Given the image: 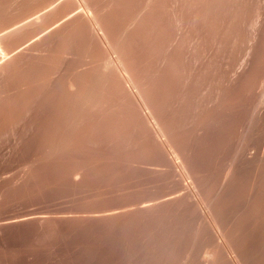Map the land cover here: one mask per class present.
Returning <instances> with one entry per match:
<instances>
[{"label": "bare ground", "instance_id": "bare-ground-1", "mask_svg": "<svg viewBox=\"0 0 264 264\" xmlns=\"http://www.w3.org/2000/svg\"><path fill=\"white\" fill-rule=\"evenodd\" d=\"M110 1L111 0H109V2ZM113 1L114 0H112L111 2L113 3ZM137 1H139V0H137ZM150 1L151 0H149L148 3ZM154 1H153L154 3L151 1V4L153 3V5H151V4L150 5L153 7L154 4L157 3L158 9L155 7L156 11L159 10V12H160V10L164 9V6L162 9H160V8L162 6L161 5L162 3L166 4L164 2L166 0H163V1L154 0ZM176 1L177 0H175V2ZM180 1L183 2L182 0H180ZM185 1L186 0H184V3H185ZM196 1L197 0H194V2L193 1L192 2L195 3ZM200 1L202 2V0H200ZM210 1L212 2V0H210ZM232 1H234V0H232ZM232 1H231L232 7H233V3L235 1L237 2V3L235 2L237 5L240 4L239 0H235L234 2H232ZM248 1H249V3H247V5L250 4V1H251V4H250L251 6L248 5L250 7V8H248V6L246 4L244 5V7L247 6L245 9L248 10L247 13H244L245 15H242L244 18L240 16L241 15L240 13H242V12L239 11V9L242 11V7L238 8V10H237L239 13L238 16H240V20L243 18V21L241 23L242 28H240V31L237 30V33L241 32L240 33V39H239L240 43H239V47L237 49L238 51L235 52L237 47L234 49L233 47L235 45L233 43H232L233 46H231V48H233L235 50L234 51L235 54H234V52H231L230 48H227L228 50L230 49L228 51L229 54L231 52L232 55L234 54L236 56V58H233V59H235V60H233L234 63L231 62L232 65H230L231 63L229 61V63H230L229 65L232 66V68L230 66H229L230 68L229 67L228 68L231 70V72L233 74L230 73L229 69H228L229 71L226 69L227 74L225 73L224 70L222 72V69H220V68L222 67L221 65H224V64H221L220 66L215 65L217 67H220L219 73H222V74H220L221 76L225 73L224 76L222 78L218 77L220 75H218V73H216V71H219V70L217 67H214V68H216V71L215 70L214 71L218 76L214 73V71L212 69L211 70L215 74L214 77L215 78L218 77L215 79L216 82H214V79L212 77V80L210 79L207 82L210 83V81H212L213 84L210 83V86L206 85L207 87H204V88H202V87L204 86L203 84L206 83V81L205 82L203 81V83H201L202 87H200L201 85L199 82H196L198 85H200V86H197V88H200L198 90H201V88H202V90L199 91V92H201L199 95L200 97H199V99L198 98L196 99V100H198L196 102L194 101V99L192 100V98H193L192 94L194 92H197L198 90L194 91L195 89H191L193 91V92L190 91L192 94H190V92L188 93L189 89L192 87V85H190L192 83L191 81L193 79L191 76L194 77V76L198 75L197 73L194 72L196 70L195 69L196 66H191V68H189L190 63L185 62V63L189 64V65H186L184 62H182L183 64H181V62L179 64V62H178L179 60L184 61L186 59H187V61H192V60L194 61L197 58L195 55L196 53H194L193 50L188 51L189 49H187V48L189 47V45H188V47H186V45H185L186 50L188 51V52H186L187 55L184 54L185 51H182L185 47L184 48L181 47L182 48L181 51L184 53H182L180 51L179 52L182 53V55H184L183 57H186V59L184 58V60H183L182 59L183 57H181V55L177 51V53L180 55L181 59L179 58L178 61L176 59V62H177L176 63L175 61H172V60H174V58H177V56H179V55H177V54H176L177 56L168 55V50L166 48V45L168 46L170 41L172 43V41L175 39L174 38L173 40H171V38H173L172 36L176 37L175 34L180 28L179 25H182V28H183L184 23L182 24V22H183L182 20H185L187 18L185 13L188 11L190 12V9H191L188 4H187L188 7L186 6V3H185V6L184 5H182V6H184L185 8H190L189 10L186 9L184 11L182 9V12L180 11L181 9L179 10V12L182 13L181 14L182 20H181V19H179L180 18L179 14L177 17L176 13H178L179 6L182 7L181 6L182 3H180L179 6L177 4H175V2L173 3L174 5H177V7H178V8L176 7L177 10L174 9L175 10L174 12L176 14L175 15L176 19L174 21L175 24L173 23L174 18H170V19L172 20V23H173L172 26L176 25L175 28L176 29L178 27L179 28L177 31H175V29L172 30V34H170V33L167 34L164 31V30L167 31L169 29L170 31L169 30L168 31L171 32L172 26H170L171 28H169L167 25V22L170 21L169 17H172V16H170L172 13L169 14L171 12L170 11L171 9L168 10L165 7V10H168V12L170 11L169 13H166L167 11L165 12L168 17L164 16L165 10H163V12L161 11L163 14L162 16H160L161 18L157 15V14H159V12L158 13L155 12L157 14L154 13L155 16L157 15L156 17H159V18H156L154 21H156L158 19V20H161V22H162L165 20V19H163L165 17L166 20H165V22H162V23H163V25H164V23H166V26L168 28V29L166 27L164 28L163 25H160V28H161V26H163V28H161V30H162L161 37L164 34L165 35L167 34L166 37L164 35L162 38H159V39L164 40V41L161 40V43L163 44V46H160L161 47L160 49H162V51L164 52L165 49L162 47L165 46V48L167 50V52H166L167 54H164L163 56H161L163 54V52L161 50H159L161 53L160 56L165 57V55H167V57L169 56V59L172 57V59H170L171 61L169 60V62L167 61L168 59H166L167 57L164 58L165 60H162L161 58L157 59V60H159L158 62L162 61V62H160L161 65H158V64L155 65L153 61H152L153 63L150 61V63L154 64L156 67L151 65V64L150 65L155 67V68L158 67L159 70L161 69L162 65L164 64V66H163L164 69L163 70L161 69V70L164 72H167V73H163V75H166V76L165 77L162 76V78L160 76L161 74L159 71H158V73H159L158 75L160 77H158L156 75L157 73L153 74V73L147 72V71L152 70V72L155 73L156 71H153L154 68H152V67H150L151 70H149V68H148L146 71L143 69H140V63H142L141 62L142 60H140L139 56L137 57L138 52H135L133 49V46H131L133 43L132 44L129 43V42H132L130 40V38L128 37V39L130 40L129 41L127 39V37L125 36L126 31L125 32L122 31V28L124 26L123 27L120 26V24H119L120 21L117 19V17H115V16H117V14L114 15V13H116V12L112 11L110 9V8H112V7H110V5L112 4L111 2L109 3L108 1L106 2L105 0H56L52 4H50L47 8L49 10H52L54 8L61 7V9L64 10V13H63L64 15L62 14L63 16L57 22H55V23L53 22L54 23L53 26L56 25L55 27H58V29H59L58 32L61 31L60 33L62 34V32L63 31L65 32L66 29H68V28L70 29L71 27H74L75 29H73V28L72 29L76 30V32L78 33L77 36H81V39H84V42L87 41L88 43H90L91 44V45L89 44L90 47L92 45H95L94 47L96 48L95 49L96 55L95 54L94 55L96 57L95 59L99 60V64H97L95 69H93L94 70V72L92 73L93 75L90 73L92 75V77H91V75H89L91 81L90 82L88 81L89 82L88 85L90 83L91 84L89 85V87L88 86L85 87L86 91L81 92V94L82 93H84V94H82V96L80 95L81 97L78 99V100H81L80 103L84 104V101L87 102L91 97H92L91 98V100H92L93 96L95 94L100 95L99 93L102 90H104L103 88H105V86L106 87L108 86L107 87L108 91L110 88H112L111 89L112 91L115 90L116 92L119 93L120 100H122V101L124 100V103L127 102L128 108L126 107L125 109H128V112L131 113V115L128 114L129 117L133 116L132 112H134L133 114H135V117H136L135 118L136 121H133L132 119H130V121L136 122L135 123L136 127L132 126V130H133V128H135V131H132V135H131V137L133 136V140H131L132 138H130V140H131L130 145H129L130 152L128 153L130 157H128V156L123 157L124 156L123 155L121 157V159L119 160V162L117 160H115L118 162V164H116V162H115L116 165L113 164V166L115 165L113 167V166H111V164H109L110 161L109 162L107 161V159H108L107 157H109V156L104 155L106 157H104V159L102 158V161L104 160V163H102L104 166L103 167L104 172L102 174L103 177L102 176L99 177V178H101V182L99 185L100 187H99V191H98V197H99L100 202L98 201V204H97L98 206L96 208V211L95 212L93 211L94 213L92 212V210H89L93 214L90 213L89 211H87V213L89 212V214H91V216L90 217L88 216L89 217L88 219H84V220H88V221L98 222V224L100 225L99 229H101L100 233H101V235L103 234L104 239L106 236L107 237L110 236V238L113 237L112 235H114L113 234L114 230L116 231L118 229V231L121 230L120 235L126 234L125 236L127 237V240H130V241L136 240V242H134V244L132 241L130 242V244H132V246L135 245V246H133V248L130 245L132 250L130 248L129 249L131 251L127 247V249L130 252L128 250H127L128 251L127 252L125 249L124 257L121 258V260L123 259V261H122L123 263H121V264H264V257L259 258L260 254H258L261 251H263V248H264L263 247L261 249V246L264 243V0H255V1L254 0H248ZM199 2H196V4L197 3L199 4ZM205 2H207V0ZM221 2L223 4L224 1L221 0ZM227 2H229V1L227 0ZM227 2H226V4H228ZM242 2L245 3V2H247V0H245V1L242 0L241 3ZM188 3L190 5H193V3L191 4L189 2V0H188ZM202 3H204V2H202ZM213 3H212V5H213ZM217 3H220V0H218ZM235 3H234L235 6L233 8L234 9L233 12H234L235 18L237 19L236 14H235L237 12L235 10L237 7H236ZM244 3H242V4H244ZM19 4H17V5H19ZM69 4L70 5L72 4V6H70V8L72 7L71 9L70 8L67 9ZM121 4L119 5L120 7H121ZM168 4H170V2ZM196 4H194V5H196ZM222 4L220 3L219 6ZM226 4L224 5V7L226 6ZM229 4H228V6L231 7L230 6L231 4L230 5ZM57 5H60V6H57ZM205 5H208V4L206 3ZM214 5L216 6L217 4H214ZM155 6H156V4H155ZM165 6H167V4ZM202 6H203V4L198 5V7H201V9L199 8L200 10H202V8H205ZM219 6L217 7L218 11H220L222 8V7L220 8ZM228 6L226 8H228ZM238 6L240 7L241 4ZM152 7H150V8H152ZM198 7H197V10L199 11ZM244 7H243V9H244ZM19 8L21 9V7H19ZM114 8L116 9L117 7H113V10H114ZM170 8H172V6ZM173 8H175V7H173ZM194 8H195V10L194 9L193 10L197 11L196 7H194ZM217 8H215V9H217ZM41 9L44 10L43 8H41ZM224 9L225 8H223V10ZM230 9H227V10L225 9V10L228 11ZM39 10H37V11H39ZM151 10L152 9H150V11ZM155 10L153 8L152 11H155ZM223 10H222V12H223ZM194 11H191L192 14H194ZM208 11H210V10L208 9ZM216 11L217 10H215V12ZM28 12H30V11H28ZM41 12L40 13L38 12L39 14H36L38 16L35 15L36 19H40L39 16H40ZM43 12H45V10ZM151 12H150V14H151ZM161 12H160V15H161ZM189 12L187 13L188 17H189V14L191 13V12L190 13ZM233 12L230 11V13H232V14H233ZM243 12H246V11H243ZM183 13L185 14L184 16H183ZM196 13L193 16L194 19H191V22L193 23V25L196 22V21L193 22V20H196L195 19ZM203 13H204V11H203ZM213 13H212V15H213ZM224 13H226V12H224ZM154 14H153V16H154ZM1 15L3 16V14H1ZM207 15H208V13H207ZM209 15H210V13H209ZM234 15L232 17H234ZM151 16L152 15H149V17H148L149 19L146 18V20L150 21L153 18ZM197 16H198V14H197ZM197 16H196V18H197ZM228 16L231 17L230 15H228ZM142 17H144V21H145V16L142 15ZM150 17H151V19H150ZM184 17H186V18L184 19ZM219 17L221 18L220 14H219ZM27 18H28V16H27ZM190 18H192L191 15H190ZM222 18H224V16ZM235 18L233 20H235ZM137 19L139 20V18H137ZM137 19H136V21H137ZM167 19L169 21H167ZM188 19H186V20L190 21ZM198 19H199V16L197 18V24H199V22H200V21L198 22ZM29 20H30V18H29ZM158 20H157V23H158ZM223 20L221 19V21H223ZM225 20H227V19L225 18ZM229 20H228V22H229ZM233 20H230V21L232 22ZM238 20L239 19L233 21V23L234 22L236 23V21L238 22ZM11 21H12V19H11ZM20 21H21V19H20ZM144 21H143V23H144ZM187 21H186V25H187ZM17 22H19V21L17 20ZM191 22L190 23L188 22V24H192ZM224 22H226V21H223V24H224ZM228 22H226V23L228 24ZM148 23H149V25L151 24L150 22H148ZM159 24H160V21H159ZM229 24L231 25V23H229ZM229 24L227 27L230 26ZM238 24H240V23H236L235 26H237ZM130 25H132V23ZM193 25H190V26L192 27ZM187 26L189 27V25H187ZM187 26L185 27L186 29H187ZM233 26H230V29L228 28L229 31H231V30L233 31ZM241 26L239 25V27H241ZM11 27H9V28L12 29L13 27L12 28ZM222 27H226V25L222 26ZM9 28H8V30H9ZM195 28H196V24H195V27L192 29L194 30ZM190 29H188V30H190ZM192 29H191V31H192ZM195 30H194V32H195ZM173 31H174V33H173ZM178 32H177V35H179V33H180V32L179 33ZM181 32H182V30H181ZM139 33L142 34L140 31H139ZM182 33L185 34L186 32H182ZM189 33H190V31H189ZM191 33H193V32H191ZM191 33L189 34V37L191 36ZM233 33H234L233 36L236 35L235 34L236 31L235 32L233 31ZM123 34H125V35H123ZM187 34H188V32H187ZM195 34H196V32H195ZM75 35H76V33H75ZM180 35H182V34H180ZM61 36H64V35H61ZM61 36H60V38H61ZM229 36L233 37L231 34ZM152 37H154V36H152ZM180 37L184 38L183 35ZM180 37L177 36V39ZM67 38H65V39H67ZM185 38L183 40H185ZM192 38L194 39V37H192ZM236 38H239V36H236ZM62 39H63V37L61 38V40L59 39L61 43H62V41L63 42L65 41ZM77 39L79 40V38H77ZM134 39L135 38L133 36V38H132L133 42H134ZM136 39L138 40V38H136ZM177 39H175V40H177ZM180 39H178L177 42L182 41ZM232 39H234V38H232ZM18 41L19 40H17V42ZM185 41L184 42L182 41L183 43L179 42L180 43V44L178 43L179 45L177 44L176 41L173 43L177 44L180 47L181 44H184L187 42V41L186 42ZM231 41H233V40H231ZM236 41H237V39H236ZM23 42L25 43V41H23ZM60 42H58V43L60 44ZM155 42L156 41H153L152 43L154 44ZM163 42H165V43L168 42V44H164ZM189 42L191 43V40H189V38H188L187 44H189ZM152 43L149 42L148 45L151 46ZM171 43H170L169 52L174 51V48H173V50H171V49H172L173 45H175V44L172 43L173 44L172 45ZM192 43H193V41H192ZM236 43H238V41ZM76 44H77V41H76ZM84 44H86V43H84ZM194 44H195V42H194ZM155 45H154L153 49H155ZM190 45H191L190 48L192 49L193 45L192 44H190ZM63 47H65V46H63ZM157 47H159L158 43H157ZM177 47H176V49H177ZM179 47H178V49H181ZM150 48H152V46ZM60 50H61V48H60ZM68 50L69 49H67V51ZM81 50H83V49H81ZM81 50H79V52ZM150 50H151L150 53L152 54V49H150ZM226 50H225V52L227 54L228 52ZM14 51H17V49ZM69 52L70 53H68V54H71V51H69ZM153 52H154V50H153ZM90 53H91V51H90ZM92 53L90 54L91 56L93 55ZM192 54L195 56L193 57ZM231 54L229 56L230 60L232 57ZM10 55H9V52H6V51L0 49V65L3 64L4 61L9 59V57H11ZM88 55H89V53H88ZM81 58H82V56H81ZM92 58H93V56H92ZM224 59L227 61L226 57ZM93 60H94V58H93ZM139 60H140V62H139ZM143 60H145V59H143ZM193 61H192V63H193ZM85 62H87V61H85ZM170 62H173L174 64L176 63V64L180 65L179 66V68H180L179 72L182 71V67L184 68L185 65H186L185 67L188 66L186 68L187 72L185 69H184L185 72L183 71L184 73H187L186 75L185 74H183V75H185V77L187 75L188 76L186 78L183 77V78H185L184 79L185 82L182 81V84H185L186 86L189 87L188 90L186 87H185L186 88L185 89L183 86H181V84H179V83H181V80L178 79L180 76L177 79H174L176 77L173 78L172 74L174 73L173 71H175L173 69L174 68L176 69L178 67V65L175 64L177 67H174L173 63L170 64ZM222 63H225V62H222ZM195 64H196V62H195ZM225 64H227V63H225ZM182 65H184V66H182ZM159 66H161V67H159ZM226 66H228V64ZM226 66L224 65L223 67L227 68ZM172 67H174V68L172 69ZM193 67H194V69H193ZM91 68H92V66H91ZM141 68H145V66H141ZM158 68H157V70H158ZM236 68H238V69H236ZM170 69H172L173 71H169ZM198 69L201 70V68H198ZM198 69L196 70V72L199 71ZM70 71H71V69H70ZM77 71H79V70H77ZM90 71L91 70H89L88 73ZM183 72H181V73H183ZM175 73H177V74H175ZM175 73L173 75H175V76L178 75V70ZM193 73H195L196 75H192ZM148 74H153V76L155 75L154 77H158V79L156 78L157 80H159V78H161L160 79L161 82H163L165 79L163 90L164 89L168 90L169 93L171 90L172 91L174 90V92L177 91L175 94L178 96V93H180L179 90L181 91L184 88L183 91L181 92L183 97L186 95L189 96V94H190L189 97L186 96L188 98H186V97L183 98L184 100L186 99L187 102H188L187 99H189V101H190L189 105H185L187 107L186 109L182 108L183 110L187 111L186 113H183V115L185 114L184 118L181 116L182 119L181 118H180V120L176 119L177 117H174L176 115L175 112L174 111L172 112L173 109L177 110L175 108H178L176 103L179 102L178 101L179 98L175 99L176 95L174 96L173 95L174 92L171 91L172 96H174L175 98L170 96L171 97L170 99L174 98L175 101L169 99L168 103H170V101H172V104H176V106L174 105L175 108L172 107L173 109L170 111V108H171V107L169 108L170 104L165 102V100H167L166 98H168L165 95L166 94L165 90L163 91L160 88V86H156V85L154 86V84L152 83V80L153 79L155 80V78L154 77L152 78L151 77L152 75L148 76ZM198 77L199 76H197V79H198ZM76 78L74 80H76ZM83 78H85V77H83ZM151 78H152V80H151ZM85 79L88 80L87 76ZM180 79H182V75H181ZM194 79H193V81H194ZM74 80L71 84L74 87L70 86V88L71 87H73L74 89L76 88V90H74V89L73 90L75 91V93L77 92V94H79L82 86H81V84H78L79 79L77 80L76 83ZM157 80H155V81H157ZM174 80L180 81V82H176L179 84V86L174 84L175 82H172ZM66 81L69 82V79ZM84 82H86V81H84ZM84 82L82 83V85L84 84ZM157 82L156 83L154 82V83L158 84ZM196 83H194V84L192 83L193 84L192 88H194V85H196ZM209 83H207V84H209ZM85 84H87V83H85ZM159 84L161 85V83H159ZM174 85H176L175 86L176 88L179 87L178 88L179 90H175L176 88L174 87ZM67 87H68V85H67ZM83 87H84V85H83ZM87 87H88V89H87ZM155 87H158V88H155ZM161 87H163V85ZM85 88H84V90H85ZM144 89H146V92L144 91ZM160 89H161V91H163L162 93H161ZM1 90H2V88H1ZM164 92H165V94H163ZM199 92H197V94H195L194 96L197 97ZM39 93H41V92H39ZM75 93L73 92V94H71L72 97H73V95L76 97L77 94L75 95ZM102 93H103V91H102ZM105 94H107V93H105ZM170 95H171V93H170ZM111 96H113V95H111ZM168 96H169V94H168ZM47 97H48V95H47ZM72 97H70V99ZM78 97H76V99ZM190 97H192L191 98L192 101L190 100ZM113 98H115V97H113ZM181 99H182V97H181ZM128 100H130V101H128ZM176 100L178 102H176ZM71 101H72V99H71ZM95 101H97V99H95ZM103 101L105 104L107 103V102H105V100H103ZM109 101H110V99H109ZM109 101H108V103H110ZM193 101H194V103H192ZM128 102L131 103L132 104L131 107H133V108H131L133 110L131 112L129 111L131 109H130V104ZM66 103H68V100H66ZM80 103L78 101L77 102L75 101V105L79 104V105H77L78 107L74 106L72 104H71L72 106L70 104L69 105L66 104V105L71 106V108L74 106V108H72V109H74V111H75V108H76V112L78 113L79 111H77V108L80 109V107H79ZM100 103H102V102H100ZM82 104H81V107L84 106ZM86 104H88V103H85V106H86ZM66 105H65V107H66ZM96 106L98 107L99 105H96ZM102 106H105V105H102ZM109 106H110V104H109ZM117 106H119V104ZM123 106H125V105H123ZM65 107H64V109H65ZM102 108L104 109V107H102ZM72 109L70 110L71 112L73 111ZM93 109L94 108H92V110ZM180 109H181V107H180ZM66 110H67V108H66ZM83 110H84V108L80 111L82 112ZM65 112H67V111H65ZM65 112L63 111V113H65ZM69 113L70 112L68 111V114ZM77 116L80 117V115H77ZM58 118H59V116H58ZM71 118H70V120H71ZM80 118L78 120H80ZM131 118H134V117H131ZM78 120H76L77 123H78ZM65 121L67 122V120H65ZM76 121H72V122L76 123ZM132 122H131V124H132ZM71 124L72 123H70V125ZM76 124H74V126ZM132 125H134V123ZM67 126H68V124H67ZM75 127L77 128V126H75ZM69 128H71V127H69ZM209 129H213L212 132H209ZM66 137H68V136H66ZM142 138H143V140H144V138L146 140V141L144 140L146 143L145 144L143 143V146L141 145L142 143L139 144V140ZM68 139H70V138H68ZM143 140H140V141L142 142ZM58 142H60V141H58ZM65 142H67V141H65ZM77 145H78V143H77ZM79 146H80V144H79ZM213 147H214V151H213ZM59 148H60V146H59ZM56 150H57V148H56ZM122 151H124V150H122ZM122 151L120 153V156L123 154ZM53 153H54V150H53ZM210 155H212V156H210ZM113 170H116L117 172L115 174L118 173V175L117 176L113 175L112 177H110L109 174ZM104 174H106V175H104ZM49 177H50V175H49ZM45 178H48V177H45ZM80 182H81V180H80ZM96 202H97V199H96ZM93 210H94V207H93ZM84 220H83V222H84ZM18 222H19V220H18ZM94 222H92V223H94ZM89 223H91V222H88V224ZM95 227H98V225ZM95 229L96 228H94V230ZM96 231H97V229H96ZM93 232H95V231H93ZM93 232H91V233L93 234ZM116 235H119V233L115 232L114 240L116 237H118V239H119V236H116ZM97 236H99V235H97ZM103 240H101V242ZM116 240H117V238H116ZM123 240H124V237H123ZM92 241H93V239H92ZM104 242L105 241H103V243ZM87 245H89V244H87ZM94 245H95V243H94ZM104 245H105V243H104ZM107 245H108V240H107ZM74 246H76V245L74 244ZM90 246H91V244L89 245V247ZM72 247H71V249H72ZM107 248H108V246H107ZM100 249H101V251H102V249H104L105 251H110L109 248H108L109 250L108 249L106 250V247H104V248L102 247ZM111 250L113 252L112 248H111ZM105 251H104V254H105ZM126 252H127V254H126ZM110 253H111V251H110ZM85 255H87V254H85ZM105 255H108V254H105ZM103 256H101V258L106 259ZM72 257H71V259H72ZM112 259H114V257H112ZM107 260L111 264L112 260L111 261L109 259H107ZM114 260H116V259H114ZM93 261H95V260H93ZM116 261H119V260H116ZM104 262H102V264ZM119 262H121V261H119ZM57 263H59V262H57ZM107 264H109V263H107Z\"/></svg>", "mask_w": 264, "mask_h": 264}, {"label": "rangeland", "instance_id": "rangeland-1", "mask_svg": "<svg viewBox=\"0 0 264 264\" xmlns=\"http://www.w3.org/2000/svg\"><path fill=\"white\" fill-rule=\"evenodd\" d=\"M54 1H56V0H20V1L19 0H0V17H1L0 18V49L4 50L6 52H9V55L11 54L10 55L11 57H9V59H7L8 61L6 60V61H4L3 64L0 65V92H1L0 93V264H18V263L19 264H25V263L26 264H64V263L65 264H77V263L78 264H86V263L87 264H91V263L92 264H95V263L96 264H102V262H104V261L105 262L107 261L106 263L104 262L105 264H107V263L110 264V262H108L107 259H109L110 261L112 260L111 264L113 262L114 263L116 262L115 264H118V263L121 264V263H123L122 262L123 259L121 260V258L124 257L125 249H126V251L129 248L131 249L130 245L132 246V244H130V242L132 240L131 241L127 240V237L125 236L126 234H123V235L121 234L122 235L121 236L120 235L121 230L118 231V229L116 231L114 230V232H113L114 235H112L113 237L110 238V236L109 237L106 236L104 239L103 234L101 235V233H100L101 229H99L100 225L98 224V222L88 221V220H84V219H88L91 216V214H89V212L90 213H92L93 211L95 212L96 208L98 206L97 205L98 201H99L98 191H99V187H100L99 185L101 182V178H99V177H101L103 172H104V169H103L104 166L102 164V163H104V160L102 161V158L104 159V157H106L108 155L109 157H107V158L109 160L107 159V161L108 162L110 161L109 164H111V166H113V164H115V162H116V164H118L119 160L121 159V157L123 155H124L123 157H127V156L130 157L128 154L130 152L129 145H130V141L133 140V136L131 137L132 131H135V128H133V130H132V126L136 127V124H135L136 122H132V121H130V119H132L133 121H136L135 120L136 117H135V114H133L134 112H132L133 116L129 117V115H131V113L128 112V109H125L128 106L127 102L124 103V100L123 101L120 100L119 93L116 92L115 90L112 91L111 90L112 88L109 87L110 89L108 91V88H107L108 86L107 87L105 86V88H103L104 89V90H102L103 93L101 91L99 93L100 95L95 94L96 96L94 95L92 100H91V98H92L91 97L87 102L84 101V104L80 103L81 100H78V99L82 96V94H84V93L81 94V92L86 91L85 87L86 86L89 87V85L91 84L90 83L88 85V83L91 81L89 75H91L94 72L93 69H95L97 64H99V60L95 59L96 58L95 57V55H96L95 49L96 48L94 47L95 45H92L90 47V45H91L90 43H88L87 41L84 42V39H81V36H77L78 33L76 32V30H73V29H75L74 27L70 28L72 31L69 28L66 29L65 32L63 31L65 34L63 32L61 34L60 33L61 31L58 32V30H59L58 27H55L56 25L53 26V24L55 22H57L64 15L63 14L64 10H62L61 7L54 8L52 10L47 9L48 6L50 4H52ZM105 1L109 2V0H105ZM148 1L149 0H147V1L146 0L145 1L144 0H139V1H137V0H129V1L128 0H114L113 3L111 2L112 4L110 5V7H112L110 9L112 11L116 12V13H114V15L117 14V16H115V17H117V19L120 21L119 22L117 20L119 22L120 26L121 27L124 26L123 27L124 29L122 28V31L123 32L126 31V33H125L126 35L125 34H123V35H125L127 37V39H128V37L130 38V40L132 42H129L130 41L129 39H128L129 40L128 42L131 44L133 43L132 45L131 44L130 45L133 46V49L135 52H138L137 57L139 56L140 60H142L141 61L142 63H140V69H143L146 71L148 68H149V70H151L150 67H152V68H154L153 71H156V72L154 73V72H152V70L147 71V72H150L153 74L157 73L156 75L158 77L161 76V78H162V76L165 77L166 75H163V73H167V72L162 71L164 69V67H163L164 64L162 65V67L159 66L162 69V70L160 69L161 71L159 70L158 67H157L158 70H157V68H155L156 64L161 65L160 62H162V61L158 62L159 60H157V59L161 58L162 60H165L164 58H166L167 55H165V57H161V56H163L164 54H167L166 53L167 50H168V55L177 56L180 54L181 57L184 56V55H182V53H184L182 51H185L184 54L187 55L186 52L193 50L194 53H196L195 55L197 57V58L195 57L196 60H194L196 62V64L193 60H192L193 63H192V61H187L186 57L182 58L183 60H184V58L186 60L180 61L179 60L180 55L177 56V58L173 57L174 60H172V61L176 62V59H177V61L179 60L178 61L179 64H180V62H181V64H183L182 62L190 63V65L185 63L186 65H189V68H191V66H196L195 67L196 70L198 68H201V70L198 69L199 71H197V72H196V70L194 71L195 73L198 74L197 76H199V77L197 79V76H194V77L191 76L193 79L195 78L194 81L192 79L191 82L193 84L196 82H199L201 85V83H203V81L204 82L206 81V83L203 84L204 85L203 87H202V85L200 86L196 83V85H194V88H192L193 84L191 83L190 85H192V87L189 89L188 86H186L185 84H182V81H184V79L188 76L187 75L185 77V75L187 73H184L185 72L184 69L187 72L186 68L188 67V66L185 67L186 66L185 64H184L185 66L182 65V66H184V68L182 67V71L180 70L181 72L184 71L183 73L179 72V69H180L179 66L180 65L176 64L177 62L175 64L178 65V67L173 62H170V64L173 63L174 67H177L178 69L177 68L175 69L174 67H172V69L174 68L173 70H175V71H173L172 69L169 70V71H173L174 73L177 72V70H178V75L175 76V75H173L174 73L172 72L173 73L172 76H173V78L176 77L174 79H177L180 76L178 79L181 80V83H179V84H181V86H183L184 88L186 87L187 90L189 89L188 93L190 91L193 92L191 89H195L194 91L200 89V88H197V86H200L202 88L207 87L206 85L210 86V83L213 84V82L210 81V83H209L207 81H209L210 79L212 80V77L214 79V82H216V80H215L216 78H218V77L222 78L225 73L227 74L226 69L228 70L230 67L232 68V66H230V65H232L231 62H233V60H235L233 58H236V56L234 54H235V52L238 51L237 49H238L239 43H240L239 39H240V33L241 32L237 33V30L240 31V28H242L241 23H242L243 18H244L242 15H245L244 13H247L248 10L245 8L248 5L251 6L250 5L251 1H250V4L247 5V3H249L248 0L245 3L242 2L244 4L241 3L242 0H239L240 4H241V6L239 7L238 5H240V4L237 5L236 4L237 2L235 0L234 1L236 3L231 0L232 2H234L236 4V7H237L235 9L236 11L238 10V8L242 7V11L239 9V11L242 12V13H240L241 14L240 16L243 17L241 20H240V16H238L239 15L238 11L237 12L235 11L236 17H237V19H239L238 22L236 21V23H240L237 26H235L236 23L235 22L233 23V21L237 20L235 18L234 12H233V10H234L233 8L235 5L233 3V7H232L230 0H228L229 2H227V0L226 1L222 0V1H224L223 4L220 0V3L222 4L220 6H219L220 3H217L218 0L217 1L212 0V2L210 0H207V2H205L206 0H202V2H204V3H202L200 0H197L196 2L200 1L199 4L200 5L203 4L202 7H205V8H202V10H200L201 7H198V5H199L198 3H197L198 5L196 4V2L193 3L194 0H189V2L191 3L193 1L192 2L193 5L196 4L197 6L196 5H194V6L190 5L188 3V0L185 1L186 6L188 7V5H189L192 10L190 8L184 7L185 6L184 0H182L183 2H181L180 0H177L176 2H175V0H166L164 2L167 4L168 7L165 6L166 4L161 2L162 6L160 9H162L163 6H164V9L160 10V12L161 11L163 12V10H165V7L168 10L171 9L170 10L171 12L169 11L170 13L168 12V10L164 11V16H166V17H168L166 13H169V14L172 13L170 15L172 17H169L170 21L167 19V21H169V22H167V25L169 28H171L170 26H172L173 23L175 24L174 21L176 19V17H175L176 14H177V17L179 14V17H180L179 19L182 20V18H181L182 9L184 11L186 9L187 10L190 9V12H191V11L195 10L194 7H196V10H197V7H198V9L200 8L199 9L200 12L197 10V11H194V14H192V12L190 13L188 11L190 13L189 17L187 16L188 12H186V13L184 12L186 14V17H187V18L184 17V19L189 18L188 20H190V21H187L186 19L182 20L183 21L182 24L184 23V25H185V26L183 25L184 29L182 28V25H179L180 28L177 26L179 28V30H178V28L177 29L175 28L176 25H173L172 26L173 29L171 28V32H169L170 30L167 28L166 23H164V25L162 23V22H165V20H166V18L164 16H163L164 17L163 19H165L164 21L161 22V20H158V19H157L158 23H157V20L154 21L156 18H159L163 14L161 12V15H160L159 10L158 11L155 10L157 8V3H155L156 6H155V4L153 7L151 6L155 2L154 0H151L152 2L154 1L152 4H151V1L149 3H148ZM161 1H163V0H161ZM243 1H245V0H243ZM169 2H170V4H168ZM174 2L178 6L180 3H182L181 6L182 5H184V6H182V7L179 6V8H178L177 5L173 4ZM226 2L228 4L230 3L231 5L230 4L229 5L232 8L229 7L228 4H226ZM206 3L208 5H205ZM209 3L211 5H212V3H213V5L217 4L220 8L222 7L221 10L219 9L221 12L218 11L217 5H216L217 7L215 5L211 6ZM17 4H19V5H17ZM120 4H121V7L119 6ZM225 4H226V6L224 7ZM245 4L247 6L244 7ZM57 6H60V5H57ZM70 6H72V4L71 5L69 4L67 9L70 8ZM149 6L152 8H150ZM171 6H172V8H170ZM227 6H228V8H226ZM249 6H248V8H250ZM19 7H21V9ZM113 7H117L116 8L117 10L115 8L113 10ZM173 7H175V8H173ZM176 7L178 8V13L175 14L174 11L177 10ZM243 7H244V9H243ZM41 8H43L45 10V12H43L44 10H42ZM153 8L155 11H152ZM215 8H217V9H215ZM223 8H225L226 10L230 9V8L231 9L226 11L225 9L223 10ZM150 9H152L151 10L152 12L150 11ZM208 9L210 11H208ZM37 10H39V11H37ZM179 10L181 12H179ZM215 10H217V11L215 12ZM222 10H223V12H222ZM28 11H30V12H28ZM149 11L151 12V14ZM203 11H204V13H203ZM230 11L233 12V14L230 13ZM243 11H246V12H243ZM38 12L39 13L41 12V14L39 16L40 19L35 18V15L39 14ZM155 12H157V13L159 12V14H157ZM206 12L208 13V15ZM224 12H226V13H224ZM152 13L157 14L159 17H156L157 15L155 16V14H154V16H155L154 17ZM184 13H183V16L185 15ZM195 13H196V16H197V14L199 16L198 22L200 21L199 24H197L198 16H197V18L195 16L196 20H193V22L196 21L195 22V24H196L195 29L196 30L194 29L196 34H195L194 30L192 29L195 27V24L193 25V23L191 22V19H194L193 16L195 15ZM209 13H210V15H209ZM212 13H213V15H212ZM1 14H3V16ZM141 14L143 16H145V21H144V17H142ZM219 14H220L221 18L219 17ZM149 15H152L151 17H153L154 19L153 18L151 19V17H150V19H151L150 21L146 20V18H148ZM190 15L192 18H190ZM228 15H230L231 17H229ZM233 15H234V17H232ZM27 16H28V18H27ZM36 16H38V15H36ZM223 16H224V18H222ZM29 18H30V20H29ZM137 18H139V20ZM170 18H174L173 23H172V20ZM225 18L227 20H225ZM234 18H235V20H233ZM11 19H12V21H11ZM20 19H21V21H20ZM136 19H137V21H136ZM221 19L222 20L224 19L223 21H226V22H228L229 19L233 20L232 22L229 20L228 24L231 23V25L229 24L230 26L234 25L233 31L234 32L236 31V33H235L236 35L233 36V34H234L233 31L232 30L229 31L230 26L227 27L228 24L226 22H224V24H223V21H221ZM17 20L19 22H17ZM143 21H144V23H143ZM159 21H160V24H159ZM186 21H187V25H189V27L186 25ZM130 22L132 23V25H130L131 24ZM148 22H150L151 24L149 25ZM188 22L189 23L191 22L192 24H188ZM17 23L20 26L21 25L22 26L20 27ZM160 25H163L164 28L166 27L169 30V31L164 30L167 34L168 33L172 34V30H174V29H175V31L178 30L180 32L179 33L177 31L179 33V35L182 34L184 38L186 37L185 40L187 39L186 40L187 42H188V38H189V40H191V43L189 42V44H187V42L185 40H183L184 38L180 37L182 35L179 36V35H177V32H176V34H175L176 37L171 35L173 37V38H171V40H173L174 38L177 39V36H178L181 38V39L180 38H178V39L182 40L183 42L185 41L186 43L181 44L179 47L178 45L182 41H179L180 42L179 43V42H177L178 39L177 40L174 39L177 42V44L179 43L178 45L173 43V42H175L174 40L172 41V43L175 45H173L170 41V43L173 45L171 50H173V48H174V51L169 52L170 43L168 44V42L167 43L163 42L164 44H168V46H169L168 47L166 45L167 50H166L165 46L162 47L165 49V50L163 49L164 50V52H163L162 49H160L161 48L160 46H163V44L161 43V40L162 41H164V40L159 39V38H162L165 34L161 37V32H162L161 28H163V26H161V28H160ZM190 25H193L194 27L193 26L191 27ZM225 25H226V27H222ZM239 25L241 27H239ZM8 26L9 27L12 26L14 29L11 27L13 29L12 30ZM186 26H187V29L185 28ZM8 28L10 31L8 30ZM190 28L192 29V31ZM180 29L182 30V32H186L185 33L186 35L184 33H182ZM188 29H190V30H188ZM138 30L142 34H140ZM189 31H190V33L193 32L195 35L193 33H191V36L189 37V34H190ZM187 32H188V34H187ZM70 33L71 34L73 33V34L71 35ZM75 33H76V35H75ZM173 33H174V31H173ZM60 34L64 35L65 37L61 36ZM136 34L137 35L139 34V35L137 36ZM228 34L229 35L231 34L233 37H230ZM166 35H165V37H166ZM60 36H61V38L63 37L62 40H65L64 42L62 41V43L60 42V40H61ZM133 36L135 38L134 42L132 40ZM152 36H154V37H152ZM236 36H239V38H236ZM192 37H194V39ZM65 38H67V39H65ZM77 38H79V40ZM136 38H138V40ZM232 38H234V39H232ZM235 38L237 39L238 43H236L237 41ZM17 40H19V41L17 42ZM231 40H233V41H231ZM23 41H25V43ZM76 41H77V44H76ZM148 41L150 43H152L153 41H156V42L154 44L152 43L151 44L152 48H150L151 46L148 45L149 44ZM192 41H193V43H192ZM58 42H60V44ZM194 42H195V44H194ZM84 43H86V44H84ZM157 43H158L159 47H157ZM232 43L235 45L233 47L234 49L237 47L236 51L233 48H231V46H233ZM190 44L193 45L192 49L190 48L191 47ZM154 45H155V49H153ZM176 45L179 48H181V47L184 48L185 45H186V47H188V45H189V47L187 48L189 50L187 51L186 47L183 50H182V48L178 49V47ZM63 46H65V47H63ZM175 46L177 47L178 50L176 49ZM60 48H61V50H60ZM227 48H230L231 52L235 51L233 54L235 57L230 52V54L232 56L231 60L229 57L230 54L228 52L230 49L228 50ZM16 49H17V51H14ZM67 49H69V50L67 51ZM81 49H83V50H81ZM150 49H152V54L150 53V51H151ZM79 50H81V51L79 52ZM153 50H154V52H153ZM159 50H161L163 52L162 55H161ZM225 50L228 52L227 54H226ZM69 51H71V54H68V53H70ZM90 51H91V53L94 51L92 53L94 60H93L92 56L90 55L91 54ZM177 51L178 52L180 51L182 53L179 52V54H178ZM88 53L90 56L88 55ZM195 55H193V57ZM52 56L53 57L55 56V57L53 58ZM81 56H82V58H81ZM225 57L227 58V61L224 59ZM143 59H145V60H143ZM166 59H168L167 61L169 62V60L172 59V57L169 59V56H168ZM140 60H139V62H140ZM85 61H87V62H85ZM150 61L151 62L153 61L155 65L152 64L153 62L150 63ZM229 61L231 64L229 63ZM222 62L227 63L228 66H226L227 64L222 63ZM150 64L155 66V67L151 66ZM221 64H224L227 68L223 67L224 65H221ZM76 65L77 66L79 65L78 66L79 68ZM90 65L92 66V68ZM215 65H217V66L221 65L223 68L217 67ZM141 66H145V68H141ZM214 67H217L219 71H216V68H214ZM219 68L222 69V72H223V70L225 71V73L222 76L220 75L222 73H219L220 72ZM70 69H71V71H70ZM88 69L91 70L89 73H88V71H89ZM193 69H194V67H193ZM211 69L213 71L215 70L216 73H218V75H220V76H218L214 71V73L218 76L215 78L214 77L215 74L213 73V71ZM236 69H238V68H236ZM77 70H79V71H77ZM158 71L161 74L160 76L158 75L159 74ZM195 73H193L192 75H196ZM230 73H232L231 70H230ZM153 74H148V76L152 75L151 77L153 78L155 76V75L153 76ZM175 74H177V73H175ZM183 74H185V75H183ZM92 75H91V77H92ZM181 75H182V79H180ZM86 76H87L88 80L85 79ZM83 77H85V78H83ZM158 77H154L155 80H157ZM183 77H185V78H183ZM75 78H76V80H74ZM152 78H151V80H152ZM161 78H159V80H157L158 82L153 79L152 83L154 84V86L155 85L160 86V88L163 90L165 79L163 78L164 81L161 82L160 81ZM68 79H69V82L66 81ZM73 80L75 81V83L78 80L79 81L78 84H81V86H82L79 94H77V92L75 93L74 90H76V88L74 89L73 88L74 86L71 85ZM179 80H174L172 82H175L174 84L179 86V84L176 83V82H180ZM84 81H86V82H84ZM83 82H84V84H83L84 87L82 85ZM154 82L155 83L157 82L158 84H155ZM85 83H87V84H85ZM159 83H161V85ZM207 83H209V84H207ZM67 85H68V87H67ZM162 85H163V87H161ZM176 85H174V87ZM70 86H73V87L70 88ZM88 87H87V89H88ZM1 88H2V90H1ZM84 88H85V90H84ZM155 88H158V87H155ZM178 88H176L175 90H179ZM202 88H201V90H202ZM161 89H160V91H161ZM183 89L181 91L179 90V92H180V93H178L179 97L175 94L177 91L174 92V90L173 91L171 90L172 92H174L173 95L174 96L176 95L175 96L176 98L174 96H172L171 91H170L171 95L168 92V90H165V89L164 90H165L166 94H165V92L163 93L166 95V97H168V98H166L168 101L165 100V102H167V103L169 102V99L171 98L170 96L174 97L175 99L179 98V100H178L179 102L176 100V102H178L176 104H177V107L179 109L175 108L176 104H172V101H170V103H168V104H170L169 108L171 107L170 111L173 108L177 109V110L173 109L172 112L173 111L175 112L176 115L175 116L173 115V116L177 117L176 119H179V120H180V118L182 119V117L184 118L185 114L183 115V113L187 112L186 110H183L182 108L186 109L187 107L185 105H189V103H190L189 99H187L188 102L186 101V99L185 100L183 99L184 97L188 96V95H186L183 97V95L181 93L183 91ZM201 90H198L197 92H199ZM144 91L146 92V89H144ZM163 91H161V93ZM39 92H41V93H39ZM73 92L75 93V95L77 94L76 97L79 96L77 99L74 95L72 97L71 94H73ZM191 92H190V94H192ZM197 92H194L192 94L193 96L191 95L193 98L190 97V100L192 98V100L194 99L195 102L198 101L196 99L197 98L199 99V97H200L199 95L201 92H199L198 96L196 95L197 97H195L194 95L197 94ZM105 93H107V94H105ZM168 94H169V96H168ZM190 94H189V96H190ZM47 95H48V97H47ZM111 95H113V96H111ZM101 96L102 97L104 96L105 98L104 97L102 98ZM70 97H72L71 98L72 101H71ZM113 97H115V98H113ZM181 97H182V99H181ZM188 97H186V98H188ZM94 98L97 99L98 102L95 101ZM174 98L170 99V100L175 101ZM109 99H110V101H109ZM66 100H68V103L70 102L69 103L70 105L72 104L74 106L79 105V104L75 105V101L76 102L78 101L80 103V106H79L80 109L77 108V111H79V112L78 113L76 112V108H75V111H74V109H72V108H74V106L72 108H71L72 105L68 106L69 104L66 103ZM103 100H105V102H107V103L109 101L110 103L105 104ZM128 101H130V100H128ZM194 101L192 103H194ZM100 102H102V103H100ZM85 103H88V104H86V106H85ZM66 104H68V105H66ZM81 104L84 106L81 107ZM95 104L99 105V106L97 107ZM109 104H110V106H109ZM118 104H119V106H117ZM129 104H130V109L133 108V107H131L132 104L131 103H129ZM65 105H66V107H65ZM102 105H105V106H102ZM123 105H125V106H123ZM64 107H65V109H64ZM69 107L74 112L73 111L71 112L70 111L71 109ZM102 107H104V109ZM180 107H181V109H180ZM66 108H67V110H66ZM83 108H84V110L81 112L80 110H82ZM92 108H94V109L92 110ZM63 111L64 112L67 111V112H65L66 114L63 113ZM68 111L70 112L69 114H68ZM129 111L131 112L133 110L131 109ZM76 114L80 115L81 118L79 116H77ZM58 116H59V118H58ZM131 117H134V118H131ZM63 118L65 120H67V122ZM70 118H71V120H70ZM79 118H80V120H78ZM76 120H78V123ZM72 121H76L77 124L72 122ZM131 122H132V124L134 123V125H132ZM70 123H72L71 124L72 126L70 125ZM67 124L71 128H69L67 126ZM74 124H76L75 126H77V128L74 126ZM212 130L213 129H209V132H212ZM66 136H68V137H66ZM68 138H70V139H68ZM130 138H132V139L130 140ZM64 140L67 142H65ZM140 140H143V138ZM140 140H139V144L142 143L141 145L143 146V143L145 144L146 140H145V138H144L145 141L143 140L144 142L143 141L141 142ZM58 141H60V142H58ZM77 143H78V145H77ZM79 144H80V146H79ZM58 145L60 146V148ZM56 148H57V150H56ZM53 150H54V153H53ZM122 150H124V151H122ZM121 151L123 152V154L120 156ZM213 151H214V147H213ZM104 155H106V156H104ZM210 156H212V155H210ZM115 160H117L118 162ZM116 172H117L116 170L111 171L112 174L110 173L109 176L110 177H112L113 175L117 176L118 173L115 174ZM48 174L50 175V177ZM104 175H106V174H104ZM81 176L83 178L85 177L84 178L85 180ZM45 177H48V178H45ZM80 180H81V182H80ZM96 199H97V202H96ZM93 207H94V210H93ZM89 210H92V212ZM87 211H89V212L87 213ZM18 220H19V222H18ZM83 220H84V222H83ZM88 222H91V223L94 222V223L88 224ZM96 224L98 225V227H95V226H97ZM94 228H96L97 231H96V229L94 230ZM93 231H95V232H93ZM91 232H93V234ZM115 232L119 233V235H116V236H119V239H118V237H116L117 240H116V238L114 240ZM97 235H99V236H97ZM123 237H124V240H123ZM92 239H93V241H92ZM101 240L105 241L104 242L105 245H104L103 241L101 242ZM107 240H108V245H107ZM93 242L95 243V245ZM132 242L134 244V242H136V240H133ZM73 243L76 246H74ZM87 244H89V245L91 244V246L89 247V245H87ZM263 245H264V243H263ZM263 245L261 246V249L264 247ZM107 246L110 249L111 253H110V251H105L104 249H102L103 252L101 251L100 248H102V247L103 248L106 247V250H107L108 249ZM133 246H135V245H133ZM133 246H132V248H133ZM71 247L73 250L71 249ZM127 247H128V249H127ZM111 248L113 249V252H112ZM104 251H105V254H108V255H105ZM127 252H126V254H127ZM85 254H87V255H85ZM258 254H260L259 258H263L264 257V248H263V251H261ZM70 256L71 257L73 256L74 258L72 257V259H71ZM101 256H103L106 259L101 258ZM112 257H114V259L119 260L121 262L112 259ZM92 259L95 261H93ZM57 262H59V263H57Z\"/></svg>", "mask_w": 264, "mask_h": 264}]
</instances>
